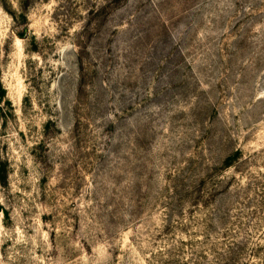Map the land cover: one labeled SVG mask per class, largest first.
<instances>
[{"label":"rangeland","instance_id":"374dc122","mask_svg":"<svg viewBox=\"0 0 264 264\" xmlns=\"http://www.w3.org/2000/svg\"><path fill=\"white\" fill-rule=\"evenodd\" d=\"M0 264H264V0H0Z\"/></svg>","mask_w":264,"mask_h":264},{"label":"trees","instance_id":"16d2710c","mask_svg":"<svg viewBox=\"0 0 264 264\" xmlns=\"http://www.w3.org/2000/svg\"><path fill=\"white\" fill-rule=\"evenodd\" d=\"M20 37H22V36H20Z\"/></svg>","mask_w":264,"mask_h":264}]
</instances>
